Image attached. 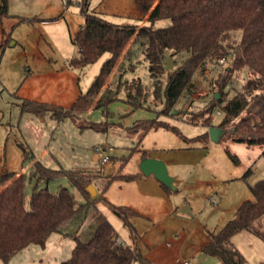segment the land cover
<instances>
[{
  "label": "trees",
  "instance_id": "obj_1",
  "mask_svg": "<svg viewBox=\"0 0 264 264\" xmlns=\"http://www.w3.org/2000/svg\"><path fill=\"white\" fill-rule=\"evenodd\" d=\"M133 3L139 12L138 17L145 18L147 25L116 24L92 10L90 0H64L65 8L78 9L83 18L81 28L71 38L78 57L71 59L68 66L79 69L93 65L105 53L109 57L86 92L81 93L70 107L63 109L52 103L22 100L21 112L39 117L47 114L57 122L71 119L80 130L106 133L112 128L107 122L110 117L108 105L116 100L106 90L107 81L122 59L126 57L130 61L141 53L147 64L152 93L155 98L162 99L163 107L157 112L156 119L135 122L125 131L139 135L138 143L147 132L158 128L175 132L183 138L178 129L171 127L162 117L168 114L175 117L177 114L171 113L176 107L184 105V101H192L188 99L195 91L193 79L196 75L203 76L206 60L225 57L228 62L212 83V99L201 111L205 117L202 121L189 117L186 122L221 128L234 142L264 147V0H133ZM6 7L7 0H1V16L7 15ZM157 20H168L170 25L154 27ZM167 57L172 58L173 69L167 72L163 83L161 76L166 72L164 62ZM133 68L130 65L129 69ZM238 79L245 82L237 91L232 85ZM128 84L127 102L140 107L143 85L138 81ZM131 90H134L133 94ZM229 91L234 92L232 98L228 97ZM216 95H219L218 100ZM94 103L93 109L100 108L105 121H82L79 124ZM216 106L222 116L214 126L211 119ZM208 139L207 132L192 141L205 143ZM19 148L22 168L27 170L21 174L7 170L0 172V262L8 264L31 245L44 248L48 239L58 234L74 241L69 258L59 264H155L139 251L141 238L133 220L141 216L132 208L113 205L102 197L113 179L129 182L138 176L116 174L98 191L101 194L99 200L128 230L131 244L125 245L86 191L88 185H93L95 175L78 170L49 169L35 159L24 143H20ZM261 156L264 157V149ZM146 157L143 151L141 160ZM249 172L242 179L247 180ZM62 179H68L82 201L64 186H57L54 192L49 190L52 183ZM161 188L166 193L172 192L163 184ZM248 188L253 201L241 202L233 218L222 228L207 232L209 242L203 248L204 254L220 264H247L232 243V238L239 232H248L264 242V232L257 226L264 220V179L248 185ZM91 213L92 225L85 230V221Z\"/></svg>",
  "mask_w": 264,
  "mask_h": 264
},
{
  "label": "rangeland",
  "instance_id": "obj_2",
  "mask_svg": "<svg viewBox=\"0 0 264 264\" xmlns=\"http://www.w3.org/2000/svg\"><path fill=\"white\" fill-rule=\"evenodd\" d=\"M90 4L98 13H102V17L113 23L125 22L137 27L148 24L145 18L138 17L139 12L133 0H90ZM74 14L66 23L63 21L61 26H47L41 30L36 24L19 25L16 24L17 20L0 16V130H3L6 137L9 136L5 160L13 171L16 169L19 172V160L16 157L15 161L14 155L15 150L20 151L18 143H24L33 152L47 147L52 153V156L42 159L47 168L78 170L95 175L93 186L98 192L107 180L116 174L143 178L139 165L145 151L148 158L164 162L168 175L173 180V192L169 196H159L138 178L129 182L115 178L102 197L113 205L132 208L143 216L141 221L135 222V226L141 238L139 249L145 257L161 262L172 253L173 259L187 260L193 253L191 248L197 245L203 236L201 226L209 224V227L214 228L215 224H219V218L212 219L218 212L217 209H225L222 216L224 218L220 221L222 224L232 217L241 202L253 201L248 185L264 179V157L261 156L264 147L234 142L228 135L222 136L218 143L209 139L205 143L192 141L207 133L209 128L188 123L186 119L193 117L202 121L205 117L201 111L212 99V83L217 75L211 84L202 82L203 76L196 75L193 79L195 91L191 99H188L192 101H184V105L176 107L175 117L169 114L162 117L163 121L178 129L185 140L175 132L158 128L147 132L138 143L139 135L130 134L125 129L135 122L156 119L157 112L163 107L162 99L155 98L152 93L147 64L141 53H137L130 61L126 57L122 59L107 81L106 90L110 91V96L113 94L116 98L107 109L110 116L107 122L112 125L108 132L80 130L78 124L71 119L57 122L47 114L39 117L21 113V103L17 101L15 94L29 74L65 68L75 70L79 75V85L82 86L83 92H86L100 72L102 63L109 57V54L105 53L93 65L79 69L70 68L65 64L67 58L78 57L69 36L75 35L76 26L73 23L83 18L78 10ZM169 25L168 20H157L154 27ZM130 65L134 68L129 69ZM164 68L166 72L161 76L163 83L167 72L173 69L172 58L165 59ZM132 81H138L144 87L140 98L143 103L140 107H134L126 100L127 88L130 87L128 83ZM244 82L241 79L234 80L232 86L238 91ZM130 92L133 94L134 90ZM233 95V91L228 92L229 98ZM94 106L95 103L89 113L82 116L79 124L82 121H105L102 110L93 109ZM217 111L218 106L212 111L211 123L214 126L222 116L221 113L218 115ZM97 146L112 148V151L104 153L108 158L107 163L100 162L98 152L95 151ZM189 147L193 149L187 150ZM3 154L2 143L0 156ZM247 171H250V174L248 179L244 180L242 176ZM59 185L69 188L79 201L83 200L71 187L68 179L52 183L49 190L54 192ZM95 202L97 209L105 215L121 241L129 244L128 230L118 217L103 201ZM91 225L92 213L85 221L84 229L88 230ZM257 226L264 232V220ZM235 236V247L247 264L264 263L263 241L248 232H239ZM167 244L172 246L171 252L165 250ZM38 246L28 248L39 249L36 253L33 250L23 251L8 264H59L69 258L74 241L70 237L54 234L44 248H36ZM214 263L219 264L215 261Z\"/></svg>",
  "mask_w": 264,
  "mask_h": 264
},
{
  "label": "crops",
  "instance_id": "obj_3",
  "mask_svg": "<svg viewBox=\"0 0 264 264\" xmlns=\"http://www.w3.org/2000/svg\"><path fill=\"white\" fill-rule=\"evenodd\" d=\"M63 3H64V0H7V7H6L7 15L6 16L0 15V16L11 19V20H17L16 24H19V25L20 24H29V25L36 24L38 25L40 30L47 26H61L63 21H65L66 23V20L71 19L73 15H75L74 13L78 10V9H75L74 7L65 8ZM90 8L94 10L97 14L102 16V13H98V11H96L94 6H91V4H90ZM70 9H73V11H70ZM31 18H33L34 21H31V22L21 21V19H31ZM82 22L83 20L73 23L76 26L75 35L78 32V30L81 28ZM71 38L72 37L69 36L70 41H71ZM77 53L78 51L76 49V55ZM70 60L71 58H67L65 61V64L68 65ZM18 88L19 90L16 92L15 98L19 102H21L22 100H29L32 102L35 101V102L48 103V104L52 103L63 109L70 107L75 102V100L80 96V94L84 93L83 92L84 90H82L83 89L82 86L79 85L78 73L75 70H70L68 68H65L64 70H49L48 72H38V73L33 72V74H29L28 76L25 77L24 81L21 83V85ZM20 112H21V107H20ZM88 113H86L84 116H86ZM4 136L5 134L3 130L2 131L0 130V147L2 146V143L4 145V154L2 157L0 156V172L5 171V170L9 172L17 173V174H21L25 172L27 168H22V165H21L22 152H21V149L19 148V145L21 142L17 144L18 149H20V151L18 152V150L17 151L15 150L14 152L15 161L17 157V159L19 160V165H20L19 172H17L16 169L13 171L12 167H10L11 165H8L7 161L5 160L4 156L6 154V146L8 145L9 136L7 137L6 136L4 137ZM28 149L30 148L28 147ZM190 149H193V148L189 147L187 150H190ZM32 153L35 159L40 161L42 164H44L42 162V159L48 157L49 155L52 156V153H50L47 147L42 148L38 152L32 151ZM44 165L47 167L46 164ZM138 179L143 181L142 184L148 185L152 191H155L156 195L169 196L173 192L172 191L171 193H166L165 191H163V189L161 188V183H159L151 175L147 177L143 176V178L138 177ZM217 210L218 212L213 215L212 219L214 218L216 220L217 218H219L218 219L219 224H215L213 226L214 228L209 227V224L207 225L204 224L201 226V231H202L203 236L200 238L197 245H193V247L191 248L193 253L190 256V258L187 259L190 262V264H216L214 263V261L218 262L215 258L204 254L203 248L207 246L209 242V236H207V232L208 231L215 232L219 230L220 228H222L225 223H227L230 219L233 218L235 211L233 212L232 217L228 219V221H223V223L221 224L220 221L223 220L224 218V217L222 218V216H223V213H225V209H222V210L217 209ZM138 214L141 216V218H137L133 220V223L137 221L139 222L141 221V219H143V216L140 213ZM235 237L232 238V243L234 247L236 246L235 241H234ZM122 242L125 245L131 244L130 240L128 242L129 244L125 243L124 241ZM31 246H35V245H31ZM29 247L23 249V251L33 250V252L36 253V251L39 250V249H35V247H31L32 249H28ZM36 248H39V246ZM171 249H172V246L170 244H167L165 246V250L171 252L172 251ZM23 251H21L20 253H22ZM171 254L172 253L168 255L170 257L166 259L165 258L162 259L161 262L160 261L158 262L152 258L150 259L149 257L148 258L152 260L155 264H179V261H181V259L179 258L173 259ZM14 257L17 258V256H14ZM15 258H13L11 261H13ZM182 260H185V259H182ZM210 260H213V261H210Z\"/></svg>",
  "mask_w": 264,
  "mask_h": 264
},
{
  "label": "water",
  "instance_id": "obj_4",
  "mask_svg": "<svg viewBox=\"0 0 264 264\" xmlns=\"http://www.w3.org/2000/svg\"><path fill=\"white\" fill-rule=\"evenodd\" d=\"M217 100L219 99V95H216ZM176 111L173 110L172 114H175ZM225 130L219 129L216 127H209L208 130V136L209 140L213 143H218L220 141V138L224 136ZM141 174L143 176H153L159 183L163 184L170 190H173L172 178L168 175L166 165L161 160H156L153 158H144L141 160V163L139 165ZM86 191L90 194V197L94 201H99L101 194L97 192L95 187L93 185H88L86 187Z\"/></svg>",
  "mask_w": 264,
  "mask_h": 264
},
{
  "label": "built area",
  "instance_id": "obj_5",
  "mask_svg": "<svg viewBox=\"0 0 264 264\" xmlns=\"http://www.w3.org/2000/svg\"><path fill=\"white\" fill-rule=\"evenodd\" d=\"M227 64V59L225 57H221L217 60L211 61V60H206L204 62L206 71L203 75L202 82H206L208 84H211L213 79L216 77L217 73L225 67ZM221 112L217 111V114L219 115ZM96 152H98V155L100 157V162L102 163H107L108 158L104 156V153L106 151H112V148L110 147H104V146H97L95 149ZM179 264H190L188 260H181L179 261Z\"/></svg>",
  "mask_w": 264,
  "mask_h": 264
}]
</instances>
